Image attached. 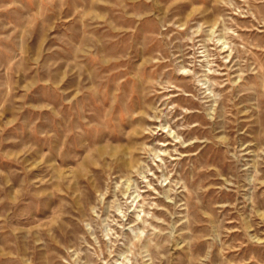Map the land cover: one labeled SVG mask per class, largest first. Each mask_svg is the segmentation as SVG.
Masks as SVG:
<instances>
[{"label": "rangeland", "instance_id": "rangeland-1", "mask_svg": "<svg viewBox=\"0 0 264 264\" xmlns=\"http://www.w3.org/2000/svg\"><path fill=\"white\" fill-rule=\"evenodd\" d=\"M120 263L264 264V0H0V264Z\"/></svg>", "mask_w": 264, "mask_h": 264}, {"label": "bare ground", "instance_id": "bare-ground-1", "mask_svg": "<svg viewBox=\"0 0 264 264\" xmlns=\"http://www.w3.org/2000/svg\"><path fill=\"white\" fill-rule=\"evenodd\" d=\"M256 19H258V16H255ZM218 45L220 46V49L221 51H226L228 52L229 49L231 48L229 42L227 40H224L223 38H218ZM211 68L209 69H205L204 71H208V75L211 74ZM211 80V79H210ZM214 82V81H213ZM188 114V112H187ZM169 127V126H168ZM171 130H168V133H170ZM172 133V132H171ZM166 142V141H165ZM117 150L116 151H113V155L117 154ZM131 152H129L130 154ZM159 154V153H158ZM158 157H160L158 155ZM162 160L164 159H161L160 161L159 160H155L157 163H156V168L157 170H160V171H163V166L162 164H160L159 162H161ZM148 165V164H147ZM121 167V170L120 171L121 173H124V174H127L128 176V181H131V173L134 169L138 168L140 166V160L139 158H137V156H132L129 160H126V161H123L122 164L119 165ZM155 168V167H154ZM153 171V168L151 169L150 168V172ZM157 171L154 172L152 175H148V176H145V178H148L149 176H156L157 175ZM150 174V173H149ZM141 177V176H140ZM143 177V176H142ZM158 178V177H157ZM126 179V178H125ZM150 179V178H149ZM160 180V179H159ZM168 180V179H167ZM167 180H165L164 182H167ZM137 181V180H136ZM138 184V183H137ZM163 184V183H162ZM129 185V184H128ZM153 185L152 183V180H150L148 182V186L149 188ZM169 184H165L164 186H168ZM131 185H129V187L127 188L126 190V196L128 200H130V202L128 201L127 202V211L126 212H123V215L122 216H118V217H122V221H121V225H119V228H121V231H124L126 226H127V223L129 222L130 223V228H134L136 226H142L144 225L145 227L148 226L147 224L149 223V215L152 213L153 214V217L152 218H159V220H163L161 223H165L168 221L167 217H166V211L165 208L168 207L167 205V201L162 199V198H154L153 201H149L148 200V197H146L144 194H142L140 191L139 193L137 194H134V193H130L129 192V188H130ZM101 187L100 186H97V190H99ZM155 190L159 189V188H154ZM153 189V190H154ZM152 191V189H150ZM125 191V190H124ZM144 191V190H143ZM133 192V191H132ZM146 192H150V191H147ZM156 192V191H155ZM118 194V193H117ZM158 194V193H157ZM160 195V194H159ZM162 195V194H161ZM157 197V196H156ZM122 203V202H121ZM124 206V205H123ZM150 207V209H152V212L147 210V208ZM119 212V211H118ZM151 218V219H152ZM117 219V218H116ZM155 222V221H154ZM154 222L150 223L151 226H154L156 229H159L161 228V226L156 222L154 224ZM112 229V228H111ZM146 229V228H145ZM144 229V230H145ZM143 230V231H144ZM163 229H160V231L158 232L159 234L155 233V237L151 239L147 245H146V248L149 252H153V250H158V248H161L162 245L161 243L163 242L161 239H159L161 237V234H162V231ZM117 232V231H115ZM149 234V233H148ZM142 233H136V235L131 238L132 240V250H139L142 243H143V238H142ZM145 238V237H144ZM158 241L157 244L155 246L152 245V241ZM154 243V242H153ZM116 245V244H115ZM131 247V246H130ZM117 248V247H116ZM115 248V249H116ZM132 262V261H131ZM117 263V262H116ZM121 264V263H120ZM123 264V263H122ZM125 264V263H124Z\"/></svg>", "mask_w": 264, "mask_h": 264}]
</instances>
